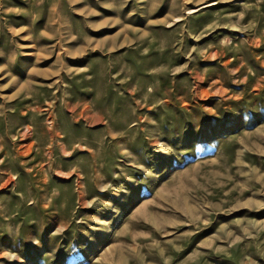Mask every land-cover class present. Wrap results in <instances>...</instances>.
Returning a JSON list of instances; mask_svg holds the SVG:
<instances>
[{
	"label": "rangeland",
	"instance_id": "374dc122",
	"mask_svg": "<svg viewBox=\"0 0 264 264\" xmlns=\"http://www.w3.org/2000/svg\"><path fill=\"white\" fill-rule=\"evenodd\" d=\"M0 264H264V0H0Z\"/></svg>",
	"mask_w": 264,
	"mask_h": 264
}]
</instances>
